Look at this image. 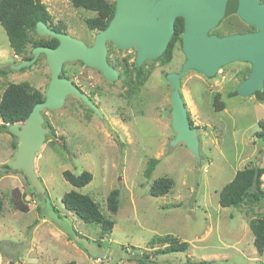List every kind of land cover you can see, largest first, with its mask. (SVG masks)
<instances>
[{
  "label": "rangeland",
  "instance_id": "374dc122",
  "mask_svg": "<svg viewBox=\"0 0 264 264\" xmlns=\"http://www.w3.org/2000/svg\"><path fill=\"white\" fill-rule=\"evenodd\" d=\"M41 1L54 23L69 26L68 35L93 42L95 32L89 33L84 22L88 11L74 8L69 0ZM233 27L245 26L231 16L213 32L227 34ZM30 50L28 45L26 57ZM134 53L111 48L110 58L127 59L129 66ZM22 59L14 56L0 26V67L7 70L0 74V97L10 83L27 82L45 92L50 72L44 57L28 68L11 71ZM183 62L175 44L170 63L144 64L151 75L132 94L125 92L121 81H105L97 70L77 62L66 64L68 75L93 94L104 118L76 97H69L61 109L44 111L55 135L46 138L35 158L43 195L35 194L22 172L0 170V264H137L134 257L142 253L155 264H264V252L256 250L248 225L250 219L264 216V201H246L238 209L221 207L218 201L220 190L237 171L264 168V138L258 136L264 102L236 94L250 66L235 61L213 78L194 71L181 77L179 90L199 139L197 161L184 143L172 142V88L165 75L177 72ZM216 95L224 103L221 111L213 106ZM13 143L16 139L0 132V169L15 158ZM150 159L158 162L147 177ZM65 170L74 174L86 170L93 179L74 188L63 178ZM161 177L171 178L174 186L168 194L153 197L150 186ZM261 179L264 190V175ZM71 190L89 195L99 205L104 216L115 222L111 232L103 234L99 225L86 224L64 208L62 196ZM112 190H119L115 214L107 209ZM166 235L188 242L187 251L155 255L164 246L151 240Z\"/></svg>",
  "mask_w": 264,
  "mask_h": 264
},
{
  "label": "water",
  "instance_id": "95a60500",
  "mask_svg": "<svg viewBox=\"0 0 264 264\" xmlns=\"http://www.w3.org/2000/svg\"><path fill=\"white\" fill-rule=\"evenodd\" d=\"M232 14H237L248 25L257 27L258 32L225 37L208 35ZM177 17L184 19L185 31L180 47L185 60L178 72L165 77L172 88V142L184 143L190 154L199 161L197 130L189 122L179 90L180 78L188 71L213 78L229 63H249V76L238 86L236 94L258 97L264 82V4H259V0H116L113 18L104 30L97 33L91 48L66 33L56 32L43 22H37L36 35L56 39L57 47H35L31 59L12 65L10 70L28 68L42 54L46 58L50 81L45 100L33 107L24 122L8 126L7 132L17 139L16 153L9 167L0 169L1 172H22L35 194L43 195L45 189L35 172L36 153L48 134V130L43 127L42 112L60 109L65 98L72 95L98 113L85 94L68 79L59 77L63 64L80 60L91 68L99 69L105 78L114 80L117 73L106 61V42H112L120 50L135 49V63L139 68L144 61L163 57L169 42L174 38ZM193 200L194 196L190 199V205Z\"/></svg>",
  "mask_w": 264,
  "mask_h": 264
},
{
  "label": "trees",
  "instance_id": "16d2710c",
  "mask_svg": "<svg viewBox=\"0 0 264 264\" xmlns=\"http://www.w3.org/2000/svg\"><path fill=\"white\" fill-rule=\"evenodd\" d=\"M70 3L76 9H84L98 13L95 18L87 19L85 21L87 27L91 30H104L114 11V5L109 4L106 0H70ZM37 22H43L56 32H64L61 26L53 25L52 16L41 0H0V26L6 34L14 56H22L24 58L30 57L25 56L28 45H30L31 48L39 46L54 48L57 46L58 42L56 39L51 37L45 39L44 37L36 35L35 25ZM176 23V37L169 43L163 57L158 60V62L163 65L171 62L174 42L179 38L181 39V34L183 32L182 20L178 19ZM6 71V69L0 67L1 75H5ZM133 71L139 76L136 77V84L135 81H132L129 90L130 94L135 91L138 84H142L150 76V70H145L143 66L137 68L134 63ZM256 99L257 101L264 102V82L261 88V93ZM43 101V93L38 89L33 88L27 82L8 84L0 97V120L2 122L0 124V132L9 134L7 132L8 126L24 122L33 107L37 103ZM213 106L216 111L224 109V103L220 100L219 95L214 97ZM189 122L193 127L192 122L190 120ZM258 127V136L264 138V120L258 123ZM13 138L16 139L15 137ZM16 145L17 142L12 145L14 150H16ZM157 162L158 160L156 159H150L148 161L147 169L145 171L147 177L153 172ZM3 167L8 168L9 166ZM62 175L63 178L74 188H82L89 184L93 179L92 174L86 170L82 171L80 174H74L65 170ZM263 175L264 168L256 166L247 167L237 171L233 179L220 190L218 196L219 205L221 207L238 209L246 201L254 204L264 201V190L262 188L263 183L261 179ZM173 186L174 181L171 178L161 177L152 182L149 193L153 197L163 196L168 194ZM106 200L108 211L111 214H115L119 208V190H112L108 194ZM62 203L66 210L74 213L82 222L99 225L103 234L112 231L115 222L104 216L99 205L89 195L71 190L62 196ZM2 210L3 200L0 198V213ZM248 225L254 237L253 244L258 253L262 254L264 252V216L261 218L250 219ZM156 242L164 247L155 250V255L172 252H185L189 247L188 242H181L171 235L156 237L151 240V243ZM134 261L137 264H155L153 263L155 260H152L150 256L145 253L134 257ZM63 264L76 263L74 261H69ZM199 264L210 263L201 262Z\"/></svg>",
  "mask_w": 264,
  "mask_h": 264
},
{
  "label": "flooded vegetation",
  "instance_id": "af4514ba",
  "mask_svg": "<svg viewBox=\"0 0 264 264\" xmlns=\"http://www.w3.org/2000/svg\"><path fill=\"white\" fill-rule=\"evenodd\" d=\"M70 1V0H69ZM109 4H113L114 5V11H113V15H112V17H111V19L113 18V16H114V13H115V6H116V0H106ZM259 4H264V0H259ZM82 11H87V10H84V9H81ZM89 12V14L85 17L86 19L84 20V22L87 20V19H92V18H95L97 15H98V13L97 12H95V11H88ZM51 15V14H50ZM52 16V15H51ZM231 16H234V17H236L239 21H240V23H242L245 27H243V28H232L231 29V32H229V33H227V34H217V33H215V32H213V30L212 31H210L209 33H208V35H215V36H217V37H225V36H230V35H246V34H254V33H257L258 32V29H257V27H255V26H251V25H248L247 23H245L237 14H232V15H230V16H228V17H226L225 19H223L222 21H221V23L219 24V26L221 25V24H223L229 17H231ZM111 19L109 20V23H110V21H111ZM178 19H181L182 20V30H183V32H182V34H181V39L179 38V39H177L175 42H174V45L175 44H179V47L181 46V40H182V36H183V33H184V31H185V28H184V19L182 18V17H177L176 19H175V22H174V33H176L175 32V30H176V28H175V25L177 24L176 22L178 21ZM52 21H53V19H52ZM109 23L107 24V26L109 25ZM53 25H59V26H61L62 27V29H63V31L64 32H62V33H66V31H67V29L69 28V26L68 25H66V24H61V23H59V22H57V23H54L53 22ZM85 25H86V23H85ZM48 26V25H47ZM87 26V25H86ZM106 26V27H107ZM218 26V27H219ZM49 27V26H48ZM50 29H51V27H49ZM88 28V27H87ZM89 29V28H88ZM216 29V28H215ZM214 29V30H215ZM53 30V29H52ZM102 31V30H101ZM92 33V32H95V35H94V39H93V42L91 43V44H88V43H85V42H83L88 48H91L93 45H94V40H95V37H96V35H97V33H99L100 32V30H97V29H89V33ZM66 34H68V33H66ZM175 37H176V34L174 35V38L173 39H175ZM76 39H78V38H76ZM172 39V40H173ZM78 40H80V39H78ZM171 40V41H172ZM81 41V40H80ZM170 41V42H171ZM58 42V41H57ZM169 42V43H170ZM58 45V44H57ZM169 45V44H168ZM57 47V46H56ZM168 47V46H167ZM51 48V47H50ZM55 48V47H54ZM111 48H115V49H117L118 51H123V52H125V51H129V50H120V49H118L117 47H115L114 46V44L112 43V42H110V41H108V42H106V61H107V63H108V65L111 67V68H113L115 71H116V73H117V78L116 79H114V80H110V79H107V78H105V76L103 75V73L99 70V69H96V68H91V67H89V66H87V65H85L82 61H80V60H77V61H75V62H77V63H79L81 66H83V67H87V68H89V69H93V70H97L99 73H100V75L102 76V78L105 80V81H108V82H111V83H116V82H118V81H121L122 82V85L124 86V88H125V92L127 93L129 90H130V85L132 84V81H135L136 80V77H138L139 75L135 72V71H132V68H133V66H132V64L134 63L135 65H136V63H135V56H136V50L135 49H130V50H134V58H133V61L131 62V63H129L128 62V64H129V66H127V59H124L122 62H117V61H112L111 60V58H110V49ZM32 49H34V48H31V50H30V57H28V58H24L23 57V59L21 60V61H23V60H28V59H31L32 58ZM180 50H181V47H180ZM181 52H182V50H181ZM182 54H183V52H182ZM44 57V59H45V63H46V58H45V56H43L42 54L41 55H39V57L37 58V60H36V62L38 61V59L40 58V57ZM184 56V55H183ZM15 57H19V56H15ZM161 59V58H160ZM184 60H185V58H184ZM20 61V62H21ZM148 61H158V60H147V61H144L143 63H142V65L139 67V68H141L142 66L144 67V64L146 63V62H148ZM19 62V63H20ZM35 62V63H36ZM75 62H67V63H64L63 64V66H62V70H61V72H60V74H59V77L60 78H64V79H68L75 87H77V89H79L80 91H81V93H83V94H85L90 100H91V102L96 106V108L98 109V113H96L94 110H92V109H90L81 99H79L78 97H76V96H72V95H69V96H67L66 98H65V100H64V103L67 101V99L69 98V97H76V98H78L85 106H87L91 111H93L97 116H98V118L99 119H103L104 117H103V115H102V113H101V110H100V108H99V106H98V104L95 102V100L93 99V97H92V95L91 94H88L85 90H84V88L80 85V84H78L77 82H76V80H73L72 79V77L71 76H69L68 75V71L66 70V64H68V63H75ZM184 63V62H183ZM182 63V64H183ZM247 64H249V63H247ZM46 66H47V63H46ZM182 66V65H181ZM249 66H250V69H251V65L249 64ZM137 67V66H136ZM48 68V67H47ZM138 68V67H137ZM120 69V70H119ZM180 69V68H179ZM179 69H178V71H179ZM49 70V69H48ZM177 71V72H178ZM222 71H223V67H222ZM250 73V72H249ZM169 74V73H168ZM217 74H219V73H217ZM150 75H151V72H150ZM167 75V74H166ZM166 75H165V77H166ZM140 77H143V76H140ZM149 78V77H148ZM166 80V79H165ZM181 80V79H180ZM49 81H50V79H49ZM167 82V81H166ZM168 83V82H167ZM49 84V83H48ZM169 84V83H168ZM48 87V86H47ZM171 87V86H170ZM47 89V88H46ZM46 91V90H45ZM130 93V92H129ZM43 95H44V100H45V92L43 93ZM64 103H63V105H64ZM63 105H62V107H63ZM61 107V108H62ZM60 108V109H61ZM44 111H51V110H44ZM44 111L42 112V117H43V120H44V122H43V127L45 128V129H47L48 130V134L46 135V138L48 137V136H54L55 134H54V131H53V129H52V127L51 126H49L46 122H45V119H44ZM188 113V112H187ZM188 117H189V114H188ZM189 120H190V118H189ZM46 138H45V140H46ZM16 142H17V139H16ZM44 143H45V141H44ZM36 155H37V153H36ZM36 158V157H35Z\"/></svg>",
  "mask_w": 264,
  "mask_h": 264
}]
</instances>
